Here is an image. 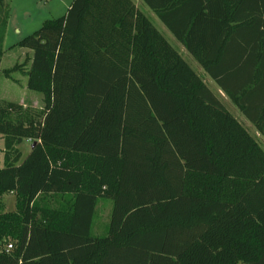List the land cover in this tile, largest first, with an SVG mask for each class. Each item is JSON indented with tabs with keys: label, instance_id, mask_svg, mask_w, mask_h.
Wrapping results in <instances>:
<instances>
[{
	"label": "trees",
	"instance_id": "obj_1",
	"mask_svg": "<svg viewBox=\"0 0 264 264\" xmlns=\"http://www.w3.org/2000/svg\"><path fill=\"white\" fill-rule=\"evenodd\" d=\"M142 1L264 137V0ZM13 47L0 73L43 105L0 100V264H264V148L132 0H72Z\"/></svg>",
	"mask_w": 264,
	"mask_h": 264
},
{
	"label": "rangeland",
	"instance_id": "obj_2",
	"mask_svg": "<svg viewBox=\"0 0 264 264\" xmlns=\"http://www.w3.org/2000/svg\"><path fill=\"white\" fill-rule=\"evenodd\" d=\"M71 1L72 0H63L62 7L66 4L68 8ZM1 2H8L9 12L6 30L4 33L3 54L0 62V68L1 70H3L11 68L15 63L22 62L25 58V55L30 54L29 50L26 48L9 47L17 43L23 37L37 30L44 20L56 18L59 15H55L57 13H54V11L50 9V7L52 6L51 3H56L57 0H53V2H50V0H1ZM147 17L158 30H163L168 42L173 46V48H175L177 52H179V46L176 44L175 40H169L168 34H166L165 32L166 29L160 22H158L159 20L155 18V16L150 15V13ZM181 56L188 62V64L194 69V71H196L201 77H203V80L205 82L212 84L211 87L213 88L214 92H216V86L214 82H212L210 76H208V74H206L204 71L198 70L199 66H197L194 61L190 59V57L186 55ZM187 57L192 62H189ZM192 64L195 65V68ZM26 83L27 76L22 72L13 71L8 77L0 73V100L16 101L24 106H28L31 108L42 107V94L27 88ZM224 106L258 141L260 146L264 148V137H262L261 135H256V129L243 116V114L228 100L226 103H224ZM3 147V139L0 136V166L2 165L3 160ZM18 147L22 153V159L29 152L30 142L28 140H23L18 145ZM0 200L1 203H4L6 211L15 210V197L13 196V194L5 193L2 198H0Z\"/></svg>",
	"mask_w": 264,
	"mask_h": 264
},
{
	"label": "crops",
	"instance_id": "obj_3",
	"mask_svg": "<svg viewBox=\"0 0 264 264\" xmlns=\"http://www.w3.org/2000/svg\"><path fill=\"white\" fill-rule=\"evenodd\" d=\"M62 1L63 0H57L56 3H51L52 6L50 7V9L52 11H54V13H57L55 15H63L66 11H67V6L65 4V6L63 5L62 7ZM134 2V4L136 5V7L142 11L144 14H146V16L152 15L155 16V18H157L163 26L166 29V34H168V38L169 40H175L176 44L179 46L180 50H179V54L180 55H186L188 57H190V59L192 61H194V63L199 66L198 70L200 71H204V69L200 66V64H198V62L192 57V55L187 51V49L183 46V44L177 40V38L172 34V32L169 30V28L166 26V23L164 20H162L146 3H144L142 0H132ZM50 2H53V0H50ZM144 3V5H143ZM70 5V4H69ZM69 7V6H68ZM59 13V14H58ZM62 13V14H61ZM58 17V16H57ZM173 21H176V18L173 19ZM159 31H161V33L163 34V36L166 38L164 32L162 29H160ZM173 38V39H171ZM187 57V59L189 60V62H192L189 58ZM195 68V65L192 64ZM194 70V69H193ZM205 72V71H204ZM206 73V72H205ZM212 80V79H211ZM212 82H214L212 80ZM206 84H208V87L211 89V91L217 96V98L223 103H226L227 100L229 102H231L229 100V98L227 97V95L223 92V90H221V88L214 82L215 86H216V92H214L213 88L211 87V83L205 82ZM217 93V94H216ZM223 103V105H224ZM254 127V126H253ZM256 135H260V133L256 130ZM98 213L96 214L95 217V221L93 223V230L96 233L99 234H103L105 232V230L107 229L108 226V218H109V211H110V203L108 201H104L101 200L98 204Z\"/></svg>",
	"mask_w": 264,
	"mask_h": 264
},
{
	"label": "built area",
	"instance_id": "obj_4",
	"mask_svg": "<svg viewBox=\"0 0 264 264\" xmlns=\"http://www.w3.org/2000/svg\"><path fill=\"white\" fill-rule=\"evenodd\" d=\"M8 247H10V245H8Z\"/></svg>",
	"mask_w": 264,
	"mask_h": 264
}]
</instances>
